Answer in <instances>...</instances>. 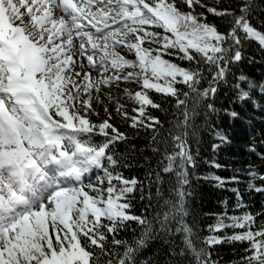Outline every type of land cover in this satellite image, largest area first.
Here are the masks:
<instances>
[{
    "label": "snow or ice",
    "instance_id": "6c2138e0",
    "mask_svg": "<svg viewBox=\"0 0 264 264\" xmlns=\"http://www.w3.org/2000/svg\"><path fill=\"white\" fill-rule=\"evenodd\" d=\"M258 8L257 0H0V264H147L137 257L156 237L168 244L163 264H221L223 243L239 244L230 264H264V204L252 211L233 189L231 214L222 201L201 235L185 199L197 119L207 127L219 115L222 87L241 101L253 89L264 95V82L233 72L252 59L246 44L264 53V19L252 23ZM120 124L150 136L156 163L144 179L122 171L131 165L116 151L129 142ZM245 171L264 185L260 169ZM249 188L264 194L251 180ZM177 234L179 243L166 239Z\"/></svg>",
    "mask_w": 264,
    "mask_h": 264
},
{
    "label": "trees",
    "instance_id": "16d2710c",
    "mask_svg": "<svg viewBox=\"0 0 264 264\" xmlns=\"http://www.w3.org/2000/svg\"><path fill=\"white\" fill-rule=\"evenodd\" d=\"M259 8L254 14L252 23L260 28L259 20L264 19V0H257ZM219 23V21H214ZM246 55L252 59H245L233 72L238 76L243 74L249 80L259 85L264 82V53L259 50L258 45L253 42L245 45ZM231 82V77H230ZM217 108L221 109L218 116L211 117L209 126L205 127L202 119H197L199 125L196 139L190 141V147L196 158V166L189 169V184L185 185L186 202L189 215L186 218L193 230L201 235H208L207 225L215 221L212 213L222 212L224 205L222 201L227 200L231 214V209L235 206L236 196L232 191L238 189L243 197L245 204L252 205V211H259L264 204V194L249 188L251 180L256 187H261L259 177L249 176L245 169L255 167L260 169V174L264 175V161L258 158L256 153H264V95L258 89H253L251 98L241 101L236 98L233 91L222 87L217 97ZM169 107V105H165ZM236 111L237 118L227 115L223 109ZM162 120H169L171 116H165L163 112H155ZM119 123V121L117 122ZM167 126V125H165ZM120 127L129 133V142L117 145L118 154L125 155L127 163L131 165L129 169H122L125 176L135 175L138 179H144L150 169L155 168L156 157L153 155L149 144V134L141 131L139 134L134 130L126 128L123 124ZM219 131L228 137V141L221 143L215 135ZM220 144V147L213 151L212 145ZM255 144L256 153L249 151L248 146ZM211 161L220 164L221 167L211 166ZM215 175L224 178L235 175L239 183H228L223 187L216 185L215 181L204 177ZM147 185V180H145ZM165 194H167V184H165ZM155 194V187L152 189ZM137 214L141 201L139 193L136 194ZM237 214H239L237 212ZM137 234H139L137 232ZM228 234L231 231L228 230ZM166 239L180 242L177 234L175 237ZM168 244L164 238L156 237L149 239L146 246L138 255L139 261H146L147 264H163ZM239 244L223 243L215 246V251L220 253L221 264H230L231 261L238 259L234 252L238 250Z\"/></svg>",
    "mask_w": 264,
    "mask_h": 264
}]
</instances>
